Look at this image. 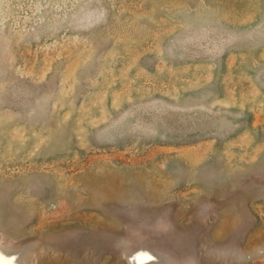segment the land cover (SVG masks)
Instances as JSON below:
<instances>
[{
  "label": "rangeland",
  "instance_id": "obj_1",
  "mask_svg": "<svg viewBox=\"0 0 264 264\" xmlns=\"http://www.w3.org/2000/svg\"><path fill=\"white\" fill-rule=\"evenodd\" d=\"M4 264H264V0H0Z\"/></svg>",
  "mask_w": 264,
  "mask_h": 264
},
{
  "label": "snow or ice",
  "instance_id": "obj_2",
  "mask_svg": "<svg viewBox=\"0 0 264 264\" xmlns=\"http://www.w3.org/2000/svg\"><path fill=\"white\" fill-rule=\"evenodd\" d=\"M0 264H4V258L2 255H0Z\"/></svg>",
  "mask_w": 264,
  "mask_h": 264
}]
</instances>
